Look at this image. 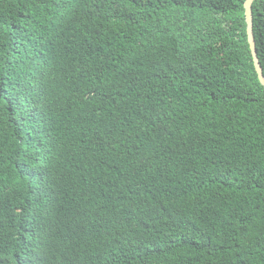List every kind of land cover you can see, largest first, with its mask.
Returning <instances> with one entry per match:
<instances>
[{
  "label": "trees",
  "instance_id": "trees-1",
  "mask_svg": "<svg viewBox=\"0 0 264 264\" xmlns=\"http://www.w3.org/2000/svg\"><path fill=\"white\" fill-rule=\"evenodd\" d=\"M244 2L0 0V264H264Z\"/></svg>",
  "mask_w": 264,
  "mask_h": 264
},
{
  "label": "water",
  "instance_id": "water-1",
  "mask_svg": "<svg viewBox=\"0 0 264 264\" xmlns=\"http://www.w3.org/2000/svg\"><path fill=\"white\" fill-rule=\"evenodd\" d=\"M256 0H245L244 2V7H245V14H246V21H247V34H248V41L250 44L252 56H253V61L255 65V69L258 73V77L262 85L264 86V73H263V68L261 66L258 53H257V48H256V42H255V37H254V32H253V13H252V6L253 3Z\"/></svg>",
  "mask_w": 264,
  "mask_h": 264
}]
</instances>
